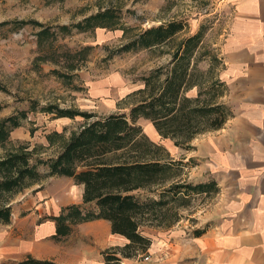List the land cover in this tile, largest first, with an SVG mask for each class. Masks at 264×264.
Segmentation results:
<instances>
[{
    "label": "rangeland",
    "instance_id": "374dc122",
    "mask_svg": "<svg viewBox=\"0 0 264 264\" xmlns=\"http://www.w3.org/2000/svg\"><path fill=\"white\" fill-rule=\"evenodd\" d=\"M225 3L226 0H0V126L10 116L20 122L0 141V158L11 151H32L42 180H49V160L57 158L72 135L94 118L129 113L133 104L151 94L153 85L162 86L180 43L200 30L204 35L196 59L205 80H209L205 85L212 78L220 79L218 71L223 60L218 43L232 16ZM107 11L111 13L109 18L88 21ZM175 20H184L186 29L168 42L126 48L146 28ZM148 76L156 77L151 85H146ZM197 92L193 87L188 94ZM60 109L91 113L93 118L80 114L60 116ZM138 123L150 139L166 147L170 158L187 163L174 182L207 181L202 152L206 132L178 146L162 138L150 119L141 117ZM219 191L220 188L189 198L188 205L180 209L181 220L171 226L142 228L152 237L151 248L124 262L208 264L193 244L197 230L207 232L213 225ZM148 192L139 190L140 195H149ZM42 220L35 225L22 221L0 225V264L30 255L37 258L29 252L27 242ZM50 238L52 245L60 249L55 257L58 263L80 264L86 258L84 252L82 256L70 255L69 248L79 246L78 237L59 242ZM111 242L106 248L92 241L80 243L78 248L87 244L89 260L98 264L104 259L103 251L127 240L114 236Z\"/></svg>",
    "mask_w": 264,
    "mask_h": 264
},
{
    "label": "trees",
    "instance_id": "16d2710c",
    "mask_svg": "<svg viewBox=\"0 0 264 264\" xmlns=\"http://www.w3.org/2000/svg\"><path fill=\"white\" fill-rule=\"evenodd\" d=\"M110 15V11L103 12L88 21ZM184 29V20L152 26L126 48L161 45ZM203 35L200 30L180 43L162 86L153 85L151 94L133 104L129 113L117 112L92 119L72 135L57 158L49 160L50 175L67 176L83 185V202L90 204L85 208L74 203L58 216H48L56 221L54 240L59 242L70 235L77 223L107 219L111 232L123 235L127 242L103 251L104 263L125 264V258L137 257L151 248L152 237L142 228L171 226L181 220L180 209L188 205L189 198L219 190L213 178L196 183L174 182L187 163L170 158L166 147L150 139L138 123L141 117L150 119L162 138H169L178 146L224 126L231 114L230 107L222 101L227 92L226 84L215 77L205 85L209 80H205L196 59L202 49ZM154 78L146 77V85H151ZM193 87H197L198 92L188 94ZM58 111L60 116L80 114L93 118L91 113ZM19 125V120L13 116L5 120L0 126V141ZM37 165L29 150L11 151L0 158V225L12 221L14 195L31 185L30 182L42 180ZM139 190L150 194L140 195ZM204 233L197 230V235ZM9 264L59 263L30 255Z\"/></svg>",
    "mask_w": 264,
    "mask_h": 264
},
{
    "label": "crops",
    "instance_id": "0c3cea01",
    "mask_svg": "<svg viewBox=\"0 0 264 264\" xmlns=\"http://www.w3.org/2000/svg\"><path fill=\"white\" fill-rule=\"evenodd\" d=\"M225 4L232 16L218 43L223 60L218 76L226 84L225 102L232 113L222 128L202 138L204 179L215 178L220 191L213 225L197 235L193 245L208 264H264V0ZM83 194V185L70 177L44 179L13 198L12 221L6 225H35L43 219L27 242L28 250L39 259L57 262L60 249L50 238L56 221L48 216H58L74 203L88 208ZM114 236L124 237L111 232L109 220L96 219L75 224L65 238L78 237L79 246L92 241L106 248ZM78 247L69 248L70 255L84 252L86 258L79 263L93 264L87 244ZM98 264L106 263L103 259Z\"/></svg>",
    "mask_w": 264,
    "mask_h": 264
}]
</instances>
